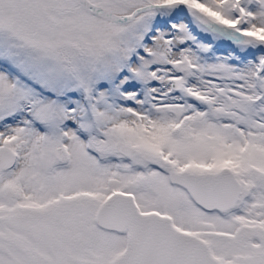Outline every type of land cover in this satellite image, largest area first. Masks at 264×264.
<instances>
[{
	"label": "snow or ice",
	"instance_id": "snow-or-ice-1",
	"mask_svg": "<svg viewBox=\"0 0 264 264\" xmlns=\"http://www.w3.org/2000/svg\"><path fill=\"white\" fill-rule=\"evenodd\" d=\"M0 264H264V0H0Z\"/></svg>",
	"mask_w": 264,
	"mask_h": 264
}]
</instances>
